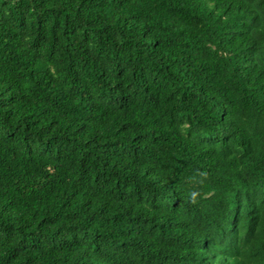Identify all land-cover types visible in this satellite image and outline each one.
I'll return each mask as SVG.
<instances>
[{"label":"trees","instance_id":"obj_1","mask_svg":"<svg viewBox=\"0 0 264 264\" xmlns=\"http://www.w3.org/2000/svg\"><path fill=\"white\" fill-rule=\"evenodd\" d=\"M0 264H264V0H0Z\"/></svg>","mask_w":264,"mask_h":264}]
</instances>
